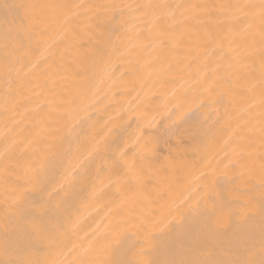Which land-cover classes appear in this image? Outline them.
Listing matches in <instances>:
<instances>
[{
    "label": "bare ground",
    "instance_id": "bare-ground-1",
    "mask_svg": "<svg viewBox=\"0 0 264 264\" xmlns=\"http://www.w3.org/2000/svg\"><path fill=\"white\" fill-rule=\"evenodd\" d=\"M26 3L82 7L29 15L14 7ZM140 3L167 5L157 10L164 18L95 7ZM205 3L256 7L217 27L198 23L206 16L188 7ZM260 3L0 0V262L197 259L195 252L179 247L181 237L201 233L229 212L256 211L264 179ZM160 27L172 38L161 37ZM6 52L11 53L7 59ZM184 112L197 119L179 130L170 128ZM82 128L97 139L111 128L122 129L126 164L111 183L107 173L96 177L95 189L80 191L71 206L56 208L53 196L41 222L58 234L57 244H38L39 250L27 254L15 245L6 250L11 200L3 169L33 153L63 154L69 134ZM259 221L257 213V238ZM119 233L136 247L126 254H99L101 244ZM142 245L149 249L147 256L141 255Z\"/></svg>",
    "mask_w": 264,
    "mask_h": 264
},
{
    "label": "snow or ice",
    "instance_id": "snow-or-ice-1",
    "mask_svg": "<svg viewBox=\"0 0 264 264\" xmlns=\"http://www.w3.org/2000/svg\"><path fill=\"white\" fill-rule=\"evenodd\" d=\"M14 7L17 11L23 10L25 15L34 14L38 9L48 13L64 10L67 14L72 8H80L82 5L26 3ZM95 7L98 9L111 8L113 12L120 11L121 13L124 8L143 10L144 14L150 12L155 20H160L164 18V14H158L157 10L168 6L140 3L122 7L114 4L96 5ZM188 7L199 9L206 16V20L198 21V23L219 27L226 21L244 18L249 15V10L256 6L241 3H205ZM259 8L260 80L262 85L260 118L262 141H264V0H261ZM249 28H251V24ZM159 32L161 37L172 38L166 27H160ZM160 42L164 44L165 40L161 39ZM173 46L175 47V44ZM9 55L11 53L6 52L5 58L7 59ZM196 119L194 113H180L172 120L169 127L179 130L185 123ZM123 139L122 129L111 128L97 139L89 138L87 131L82 128L75 135L69 134V149L65 150L63 154L41 156L33 153L29 156H22L14 163L9 161V165L3 169L5 195L11 200L9 211L5 214L4 241L6 250L9 246L15 245L20 254H27L39 250L36 248L38 244L48 247L57 244L58 234L45 228L41 222L47 208L53 205V196L56 197V208L71 206L75 203L80 191L86 190L88 187L95 189L93 181L101 174L107 173L111 183V176L118 175L121 166L126 164V146H121ZM73 144H75L74 150ZM240 155L244 157L246 154L242 150ZM73 157H75L74 162H72ZM261 171L264 173V161L261 162ZM44 194H47V199ZM37 197L39 198L37 199ZM257 213L260 217L258 238L255 225ZM20 232L23 233L22 236L18 235ZM14 237L16 238L14 239ZM134 247L136 244L131 237L125 233H119L111 239H106L98 251L99 254L110 257L116 253L126 254ZM179 247L190 249L199 258L172 261L171 264H264V179L261 180V198L256 211L250 210L242 215L229 212L226 217L218 218L214 224L208 225L201 233L188 238L181 237ZM140 252L141 255L147 256L149 249L146 245H142ZM0 264H5V262H0ZM7 264H39V262L16 259L7 261ZM70 264H132V262L126 259H103L73 261ZM137 264H155V262L142 259L137 261Z\"/></svg>",
    "mask_w": 264,
    "mask_h": 264
}]
</instances>
